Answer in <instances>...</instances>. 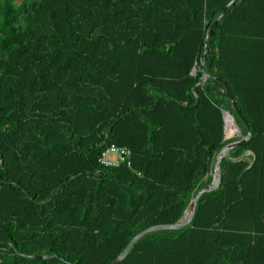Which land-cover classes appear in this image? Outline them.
Segmentation results:
<instances>
[{"label":"trees","instance_id":"1","mask_svg":"<svg viewBox=\"0 0 264 264\" xmlns=\"http://www.w3.org/2000/svg\"><path fill=\"white\" fill-rule=\"evenodd\" d=\"M229 1L0 0V264H110L177 222L240 139L222 110L247 133L224 82L250 138L118 264H264V0L213 24Z\"/></svg>","mask_w":264,"mask_h":264},{"label":"water","instance_id":"2","mask_svg":"<svg viewBox=\"0 0 264 264\" xmlns=\"http://www.w3.org/2000/svg\"><path fill=\"white\" fill-rule=\"evenodd\" d=\"M236 0H230L227 5L225 6V8L223 9V11L220 13V16H218L215 21L213 22L216 23L218 22L225 14L226 10L235 2ZM206 45H207V39H206ZM206 48L207 46H205V49L201 55V63H202V77L200 78L199 82L197 83V85H202L206 82L207 78L209 77V75L205 72L203 63H204V57H205V52H206ZM196 73V68H194L192 70V74ZM219 79V78H218ZM220 80V79H219ZM224 85L226 86V91L229 95L230 101L233 104L236 112L239 113V115L241 116V118L243 119V121L246 124V128H247V133L245 135H239L238 137H240V139L238 141L226 144L225 146H223L220 151L218 152L216 158H215V162H214V171H213V178L212 181L205 185L204 187H202L201 189H199L195 195V197L190 201L189 205L187 206V209H185L182 217L175 223L172 224H162V225H155V226H151L148 227L146 229H144L143 231L139 232L137 235H135V237H133V239L130 241V243L126 246V248L120 253V255L116 258V260H114L113 262H111L110 264H118L123 258L126 257V255L128 254L130 248L141 238L143 237L145 234L149 233V232H153V231H158V230H164V229H181L183 227H185L186 225H188L195 213V209L197 206V202L198 199L207 192L213 191L215 189H217L219 187V185L221 184V172H220V164L223 158H231L230 157V151L232 149L238 148L240 146H242L251 136V129L249 124L246 122V120L244 119V117L242 116V112H240L236 101L234 100L229 87L227 86V84L224 82ZM198 101V98H197ZM223 112V118H224V132H225V127H226V115H228L230 117V120L232 122L233 125H235L237 127L238 131H241L240 126L237 124L236 118L234 116V113L229 111V110H222ZM236 137L235 134H233L231 137L229 138H233ZM226 136L225 133V137L224 139L227 140L229 139ZM106 145V141H103L100 146L104 147ZM38 258H45V255H38L35 256Z\"/></svg>","mask_w":264,"mask_h":264},{"label":"built area","instance_id":"3","mask_svg":"<svg viewBox=\"0 0 264 264\" xmlns=\"http://www.w3.org/2000/svg\"><path fill=\"white\" fill-rule=\"evenodd\" d=\"M111 153L116 154V159H109ZM99 161L105 166H118L121 163H126L127 166H131V150L127 147H120L116 144H111L102 151Z\"/></svg>","mask_w":264,"mask_h":264},{"label":"bare ground","instance_id":"4","mask_svg":"<svg viewBox=\"0 0 264 264\" xmlns=\"http://www.w3.org/2000/svg\"><path fill=\"white\" fill-rule=\"evenodd\" d=\"M236 131H238L237 127L232 124L230 117L228 115H226V127H225L226 136L227 137L231 136V135L235 134Z\"/></svg>","mask_w":264,"mask_h":264},{"label":"rangeland","instance_id":"5","mask_svg":"<svg viewBox=\"0 0 264 264\" xmlns=\"http://www.w3.org/2000/svg\"><path fill=\"white\" fill-rule=\"evenodd\" d=\"M239 135H242V132L241 131H236V133H235V136H239ZM232 136V135H231ZM231 136H228V137H231ZM230 139V138H229ZM109 159H111V160H115L116 159V154L115 153H111L110 155H109Z\"/></svg>","mask_w":264,"mask_h":264}]
</instances>
